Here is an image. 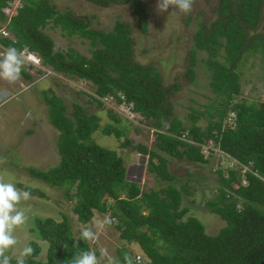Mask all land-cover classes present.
I'll list each match as a JSON object with an SVG mask.
<instances>
[{
    "label": "trees",
    "instance_id": "1",
    "mask_svg": "<svg viewBox=\"0 0 264 264\" xmlns=\"http://www.w3.org/2000/svg\"><path fill=\"white\" fill-rule=\"evenodd\" d=\"M12 1L0 0V24L14 38L0 36L2 47L26 49L52 72L88 82L94 92L91 102L100 109L103 103L99 99L110 95L120 103L117 93H122L132 111L156 131L155 147L169 158L207 163L202 146L210 141L220 153L247 169L243 178L238 171L230 170L227 176L217 172L220 187L206 207L225 226L216 235H207L196 218L183 220L187 208H181L182 192L187 191L174 185L176 179L167 170V158L141 145L133 148L125 131L109 124L101 127L98 115L88 114L77 104L68 116L59 97L44 93L48 120L58 132L59 164L46 171L26 169L27 174L51 188L64 189L67 201L73 203V214L83 224L89 223L94 211L110 199L108 211L112 220L117 219L120 239L136 243L149 264H259L264 259V103L227 106L240 91L236 71L240 59L248 51L264 57V31L258 32L264 0H219L217 18L210 24L199 23L189 51L186 77L193 83L197 53L205 52L203 62L209 71L210 90L221 99L220 106L224 108L207 110L206 114L191 112L188 118L192 123L187 129L165 104L167 90L158 69L133 60L131 28L127 23L116 22L107 32L96 30L69 11H58L48 0H22L16 15L7 20L3 10ZM84 1L100 6H128L140 31L146 32L147 8L142 0ZM47 27L59 29L67 38L77 36L87 41L90 57L72 49L58 51L44 32ZM231 113L234 118L229 122ZM203 116L207 123L204 130L197 126ZM164 123L168 124L166 129ZM99 130L124 138V147L145 155L148 171L166 186L144 192L136 183L127 182L123 159L93 140ZM185 130L187 133L183 134ZM25 191L45 197L39 190ZM34 225L47 244L45 259L38 258L42 249L31 241L28 245L34 251L25 264H70L78 251L90 250L87 241L80 240V233L77 239L73 237L65 215L59 222L35 218ZM125 253H118L120 264ZM12 264H16V259H12Z\"/></svg>",
    "mask_w": 264,
    "mask_h": 264
},
{
    "label": "rangeland",
    "instance_id": "2",
    "mask_svg": "<svg viewBox=\"0 0 264 264\" xmlns=\"http://www.w3.org/2000/svg\"><path fill=\"white\" fill-rule=\"evenodd\" d=\"M48 1L62 13L69 11L75 17L83 18L96 30L107 32L112 30L116 22L127 23L131 28L133 60L158 69L162 86L167 90L165 104L171 107V114L180 120L184 128L191 126L192 122L188 118L191 112L206 114L207 110L216 112L217 109L224 108L220 106L221 99L210 90L209 71L203 62L206 59L205 52L197 53L193 83L186 77L193 36L199 23L210 24L217 18L219 0H194L189 13H183L175 7L168 12L159 13L156 10V0H142L147 8L145 33L140 31L126 5L100 6L84 0ZM263 31L264 8L258 32ZM44 32L57 45L58 51L65 53L72 49L90 57L87 41L77 36L67 38L59 29L51 27L44 29ZM7 33L9 39L13 40V36L8 31ZM4 50L0 45V52ZM27 57L26 51V63L22 72L28 78L20 74V78L14 83L0 80V157L4 158V162L0 163V174L6 181L15 183L17 188L39 190L45 197L31 196L28 201L21 202L20 206L28 209V219L25 225L16 229L15 235L20 244L10 253L13 259L19 256L24 245L35 241L42 249L38 258L44 260L47 244L41 240L34 220L51 218L59 222L64 215L68 217L75 239L82 227H90L97 234L95 240L87 243L90 250L96 251L98 257L101 249H107L109 255L116 260L120 251L129 254L134 262L137 255L147 259L136 243L129 244L120 239L116 218H113L111 226L104 223L105 218L111 216L108 211L112 205L110 199L105 200L100 210L94 211L89 223L83 224L73 214V203L67 201L64 189L51 188L27 174L26 169L46 171L59 164L58 132L48 120L47 105L43 101L44 93L59 97L68 116L71 115L73 105L77 104L88 114L98 115L101 127L109 124L125 131V137L132 143L133 148L141 145L167 158V170L176 179L174 185L187 191L182 192L181 208H187L183 220L190 216L196 218L210 236L216 235L225 226V222L206 207V202L216 196L220 187L218 171L225 176L230 170L238 171L243 178V168L232 158L220 153L214 142L209 141L202 146L207 163L194 164L185 159L169 158L155 147L156 131L140 115L131 111L130 106L112 102L104 103L100 109L91 102L90 97L94 92L88 82L54 73L48 67L41 66L37 58L27 60ZM217 60L223 62L222 58ZM236 71L240 76V91L227 107L264 103V57L260 53L253 54L248 51L240 59ZM173 86L179 89H171ZM111 116H115L118 121ZM167 126L164 123L163 128L166 129ZM197 126L202 130L206 128L205 116L198 119ZM182 133H187V130ZM93 140L98 145L115 151L123 159L127 182L136 183L144 192L158 191L166 186L148 171V158L145 155L132 147L123 146L124 138L105 135L99 130L94 133ZM73 192L74 190L70 193ZM102 264H107V258Z\"/></svg>",
    "mask_w": 264,
    "mask_h": 264
},
{
    "label": "clouds",
    "instance_id": "3",
    "mask_svg": "<svg viewBox=\"0 0 264 264\" xmlns=\"http://www.w3.org/2000/svg\"><path fill=\"white\" fill-rule=\"evenodd\" d=\"M193 4L194 0H156V10L159 13H165L170 8L175 7L183 13H189L192 10ZM3 27L5 26L3 25L1 28ZM25 52L26 49L20 50L15 47H8L3 52H0V80L14 83L20 78V74L26 63ZM27 53V60H32L33 57L39 60L36 55L28 51ZM39 63L43 66L40 60ZM117 97L119 98L118 95ZM2 162H4V158L0 157V163ZM30 198V192L17 188L15 183L6 181L4 176L0 174V264H12L13 256L10 253L20 244L19 239L15 235L16 229L25 225L28 219V209L20 205L22 201H28ZM113 222L110 215L104 221L107 224ZM96 238L97 234L92 228H81L80 240L92 241ZM76 247H78V244ZM33 251L30 245H24L19 256L16 258V264H25L26 258L30 257ZM105 258H107V264H120L118 260L109 255L107 249H101L99 257L94 250L78 251L70 259V264H102ZM142 261L143 263L141 264H149L145 258H142ZM123 264L138 263H136V260L134 262L132 257L125 253Z\"/></svg>",
    "mask_w": 264,
    "mask_h": 264
},
{
    "label": "built area",
    "instance_id": "4",
    "mask_svg": "<svg viewBox=\"0 0 264 264\" xmlns=\"http://www.w3.org/2000/svg\"><path fill=\"white\" fill-rule=\"evenodd\" d=\"M19 7H21V0H14L11 3L8 4V6L3 10V13H4L5 17L7 18V20H9L12 16H14L16 14V11H17V9ZM0 35L3 36V37H8V33L5 30V28H1L0 29ZM118 96H119V98L121 100V102H120L121 106H124L126 103H125V100H124L123 95L122 94H118ZM99 100L103 104L104 103L105 104L106 103L110 104L112 102H114V103H117L118 102L117 99H116V97H113V96H110V95H108V96H106V97H104L102 99H99ZM131 111H132V109H131ZM233 118H234V114L231 113L229 115L228 121L231 122ZM245 171H247V169L243 168V171L242 172L244 173ZM262 180H264V179H262ZM243 184H245V181L244 180H243ZM135 260H136V263H138V264L143 263L142 258L140 256H136V259Z\"/></svg>",
    "mask_w": 264,
    "mask_h": 264
},
{
    "label": "water",
    "instance_id": "5",
    "mask_svg": "<svg viewBox=\"0 0 264 264\" xmlns=\"http://www.w3.org/2000/svg\"><path fill=\"white\" fill-rule=\"evenodd\" d=\"M259 264H264V259Z\"/></svg>",
    "mask_w": 264,
    "mask_h": 264
},
{
    "label": "crops",
    "instance_id": "6",
    "mask_svg": "<svg viewBox=\"0 0 264 264\" xmlns=\"http://www.w3.org/2000/svg\"><path fill=\"white\" fill-rule=\"evenodd\" d=\"M25 190V189H24Z\"/></svg>",
    "mask_w": 264,
    "mask_h": 264
}]
</instances>
